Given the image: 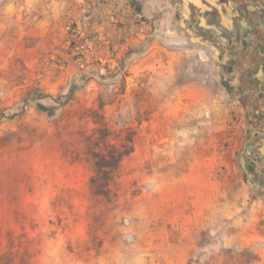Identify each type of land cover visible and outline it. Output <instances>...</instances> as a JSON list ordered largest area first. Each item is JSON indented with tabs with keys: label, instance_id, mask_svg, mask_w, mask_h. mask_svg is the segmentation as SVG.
<instances>
[{
	"label": "rangeland",
	"instance_id": "1",
	"mask_svg": "<svg viewBox=\"0 0 264 264\" xmlns=\"http://www.w3.org/2000/svg\"><path fill=\"white\" fill-rule=\"evenodd\" d=\"M66 1L58 40L36 34L42 1L0 10V264H264V189L241 164L253 123L239 92L187 59L142 69L140 44L81 66ZM129 136L96 193L93 152Z\"/></svg>",
	"mask_w": 264,
	"mask_h": 264
},
{
	"label": "crops",
	"instance_id": "2",
	"mask_svg": "<svg viewBox=\"0 0 264 264\" xmlns=\"http://www.w3.org/2000/svg\"><path fill=\"white\" fill-rule=\"evenodd\" d=\"M36 1L6 0L0 10L36 9ZM40 1L47 13L41 19L44 29L36 34L49 32L55 40L63 38L62 19L67 11L62 7L67 1ZM241 1L72 0L67 5L77 17L90 11L89 27L101 39L100 59L115 61L125 49L140 44L141 51L133 50L132 55L140 58L142 69L153 65V60L158 66L176 69L187 59L189 73L195 75L197 66L203 65L209 74L225 77L239 92L242 106L252 110L251 130L259 133L253 154L257 171L264 175V40L259 37L264 31V5L261 0ZM106 44L115 49L114 57L107 53Z\"/></svg>",
	"mask_w": 264,
	"mask_h": 264
},
{
	"label": "built area",
	"instance_id": "3",
	"mask_svg": "<svg viewBox=\"0 0 264 264\" xmlns=\"http://www.w3.org/2000/svg\"><path fill=\"white\" fill-rule=\"evenodd\" d=\"M90 21V13H84L65 26L75 61L81 66L97 55L101 40L95 31L89 30Z\"/></svg>",
	"mask_w": 264,
	"mask_h": 264
},
{
	"label": "trees",
	"instance_id": "4",
	"mask_svg": "<svg viewBox=\"0 0 264 264\" xmlns=\"http://www.w3.org/2000/svg\"><path fill=\"white\" fill-rule=\"evenodd\" d=\"M131 140L129 136L128 145L112 146L106 154L100 151L93 152L95 169L90 182L94 185L96 193H106V180L118 168L121 158L132 151Z\"/></svg>",
	"mask_w": 264,
	"mask_h": 264
},
{
	"label": "flooded vegetation",
	"instance_id": "5",
	"mask_svg": "<svg viewBox=\"0 0 264 264\" xmlns=\"http://www.w3.org/2000/svg\"><path fill=\"white\" fill-rule=\"evenodd\" d=\"M242 4H246L247 0H242ZM260 4L263 6L264 5V0L260 1ZM262 40H264V31L260 34L259 36ZM258 130L252 132V130L249 133V136L246 138V140L243 142V150L245 154V161L247 168L252 174L254 175V180L257 179L258 182H255V184L261 188L264 189V175L258 172V164H256V156L253 154L254 151V140L256 138V135H258Z\"/></svg>",
	"mask_w": 264,
	"mask_h": 264
},
{
	"label": "water",
	"instance_id": "6",
	"mask_svg": "<svg viewBox=\"0 0 264 264\" xmlns=\"http://www.w3.org/2000/svg\"><path fill=\"white\" fill-rule=\"evenodd\" d=\"M245 154H244V150H243V152L241 153V156H240V158H241V164H242V166L244 167V164H245Z\"/></svg>",
	"mask_w": 264,
	"mask_h": 264
}]
</instances>
